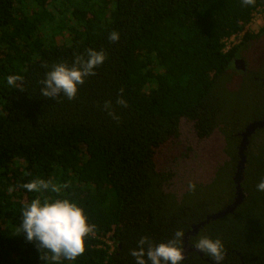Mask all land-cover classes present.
I'll return each mask as SVG.
<instances>
[{"label":"trees","instance_id":"16d2710c","mask_svg":"<svg viewBox=\"0 0 264 264\" xmlns=\"http://www.w3.org/2000/svg\"><path fill=\"white\" fill-rule=\"evenodd\" d=\"M263 7L264 0H0V264H53L22 232L23 211L37 198L69 199L95 225L85 254L57 264H135L130 252L141 237L158 245L178 229L184 247L186 238L192 247L202 236L222 240V264H264V192L257 190L264 129L246 151L243 203L187 237L234 202L240 134L264 117V44L257 43L264 28L245 32ZM113 31L118 42L108 39ZM241 33L225 51V40ZM89 48L107 59L77 98L43 97L40 81L52 66H72ZM237 58L259 68L241 75ZM10 75L23 79L10 86ZM121 90L126 108L116 103ZM183 120L199 140L219 131L228 160L210 183L178 196L168 190L174 174L156 158L181 137ZM37 179L69 187L23 188ZM200 252L182 264H214Z\"/></svg>","mask_w":264,"mask_h":264},{"label":"clouds","instance_id":"9594fccd","mask_svg":"<svg viewBox=\"0 0 264 264\" xmlns=\"http://www.w3.org/2000/svg\"><path fill=\"white\" fill-rule=\"evenodd\" d=\"M244 5H255V0H242ZM110 42H118L119 33L113 31L108 37ZM107 56L104 51L87 49L86 56L75 57L74 64L58 63L46 73L41 94L48 99L57 100L61 95L69 100H75L79 87L84 85L86 78L95 76L98 67L104 64ZM47 67V66H45ZM10 86H16L17 81L23 78L18 75H10L7 78ZM116 103L127 107V101L123 98V90ZM105 111L114 120H119L112 109V102L106 101ZM69 184H55L51 180L37 179L23 185L28 192H41L51 190L60 193ZM189 189L195 191L196 185L190 183ZM13 189H9L12 191ZM257 190L264 192V180L257 184ZM22 232L30 242H35L40 249H46L51 253L47 259L57 264L62 258L76 260L86 252L87 239L93 234L95 225L89 223L85 211L77 203L69 199H56L54 201L37 198L34 199L23 211ZM185 233L178 229L173 233L172 239L166 243L153 244L148 236H143L138 241L137 249H133L130 255L135 258V264H182L186 259L183 239ZM194 247L212 258L214 264H222L226 251L222 240H213L207 236L200 237ZM45 259L44 257H41Z\"/></svg>","mask_w":264,"mask_h":264},{"label":"rangeland","instance_id":"374dc122","mask_svg":"<svg viewBox=\"0 0 264 264\" xmlns=\"http://www.w3.org/2000/svg\"><path fill=\"white\" fill-rule=\"evenodd\" d=\"M263 18L254 16L245 31L253 33L263 25ZM260 45H257V49L261 48ZM261 51L256 52L254 56L261 54ZM223 153L224 138L221 133H215L208 139L199 140L193 124L183 120L181 137L164 147L157 154L156 162L158 168L172 171L174 177L168 190L181 196L189 188L190 183L208 184L213 180L215 170L225 162Z\"/></svg>","mask_w":264,"mask_h":264},{"label":"water","instance_id":"95a60500","mask_svg":"<svg viewBox=\"0 0 264 264\" xmlns=\"http://www.w3.org/2000/svg\"><path fill=\"white\" fill-rule=\"evenodd\" d=\"M240 61H238L237 63H241L242 62V61L241 62ZM262 129H264V117L261 120H258V121H255V122L249 124L245 128V130L240 134L241 142H240L239 147H238L239 162H238V165H237V171H236L235 176H234V183H235V186H236V197H235L234 202L231 205H229L228 207H226L225 209H223V210H221V211H219L217 213H214V214H211V215L207 216L205 221H203V222H201V223H199L197 225H194L192 227V230L189 233H187V237L196 236L199 233L200 229L202 227H204L206 224H209L211 221H215V220L221 219V218H223L225 216H228L230 214H233L237 210V208L243 203L244 194H243V190H242V183L244 181V172H245V167H246V163H247L246 151H247V148H248L249 143H250V138L258 130H262ZM215 133H220V132L219 131H215ZM225 146H226V141H225V138H224V149H225ZM223 154L225 156V162H226L228 160V157H227L225 152ZM223 164H221V165H223ZM220 166H218L217 169L215 170L213 177H215V175L217 173V170H218V168ZM184 248H185V257H186V259H187L188 254L190 252H197L200 255H202L201 252L198 249H196L195 247H192L190 245V243L188 242L187 238L185 239V247Z\"/></svg>","mask_w":264,"mask_h":264},{"label":"flooded vegetation","instance_id":"af4514ba","mask_svg":"<svg viewBox=\"0 0 264 264\" xmlns=\"http://www.w3.org/2000/svg\"><path fill=\"white\" fill-rule=\"evenodd\" d=\"M263 20H264V18H263ZM264 28V23H263V25L262 26H260L257 30H254L253 31V33L252 34H255V35H257V34H259L260 32H261V30ZM259 41L257 42V43H263L264 44V34L258 39ZM241 41H242V39H241ZM241 41H239L237 44H239V43H241ZM236 44V45H237ZM251 57V56H250ZM242 62H241V61ZM238 61H240L241 63H237ZM252 60H250L249 59V62L246 60V59H244V58H237L236 60H235V68H236V70H237V72L239 73V74H241L242 75V73H244V74H250V73H253L255 70H257L258 68H259V62H258V64H252V62H251ZM261 65V64H260ZM258 66V67H257ZM256 67V68H255Z\"/></svg>","mask_w":264,"mask_h":264},{"label":"built area","instance_id":"2783aa9c","mask_svg":"<svg viewBox=\"0 0 264 264\" xmlns=\"http://www.w3.org/2000/svg\"><path fill=\"white\" fill-rule=\"evenodd\" d=\"M254 16L264 17V7L263 8H259ZM243 36H244V33H241V34H236V35L230 37L229 39H226L225 40V51H228L231 47L235 46L239 41H241Z\"/></svg>","mask_w":264,"mask_h":264}]
</instances>
